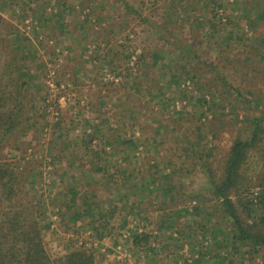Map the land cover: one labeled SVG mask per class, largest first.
<instances>
[{
  "label": "rangeland",
  "instance_id": "obj_1",
  "mask_svg": "<svg viewBox=\"0 0 264 264\" xmlns=\"http://www.w3.org/2000/svg\"><path fill=\"white\" fill-rule=\"evenodd\" d=\"M5 29L16 30L13 72L28 112L0 132V163L19 165L23 203L45 206L50 259L75 241L96 264H159L164 255L173 264H264V250L234 241L210 187L254 118L264 147V55L256 78L254 66L236 63H249L257 38L263 47L252 51L264 53V0H8ZM146 66L156 84L145 83ZM35 116L42 129L23 130ZM263 157L252 154L246 167L242 195L253 203ZM140 232L150 242L134 249Z\"/></svg>",
  "mask_w": 264,
  "mask_h": 264
},
{
  "label": "trees",
  "instance_id": "obj_2",
  "mask_svg": "<svg viewBox=\"0 0 264 264\" xmlns=\"http://www.w3.org/2000/svg\"><path fill=\"white\" fill-rule=\"evenodd\" d=\"M2 1L6 2L8 0H0V2ZM24 5L26 10L31 8L29 3ZM13 7L16 6L13 5ZM15 31L5 29L0 32V54L4 56H1L4 60L2 74L9 80L8 83L6 82L3 86H0V132L2 130H13L18 122L16 118L22 119L28 112L26 108L28 101L21 98L20 77L14 73ZM254 43L250 46L249 52L253 55L248 59L249 63L240 64V59L236 63L243 69L254 66L253 76L256 78L259 73H256L258 65L255 64V60L260 56L262 57L264 53L259 49L252 51L256 49V46L263 47L258 38ZM117 60L116 57L109 60L108 66H114L117 64ZM150 70L151 67L146 66L143 71L145 83L156 84L155 77L150 76ZM255 82L257 83V81ZM263 82L264 78L262 79ZM123 107L125 109L122 108V110L127 109L126 105ZM38 119L35 116L32 122H29V128L25 127L23 130L38 131L42 129L43 125ZM250 125L251 129L248 136L245 139L236 138L226 156L223 157L221 161L222 172L219 179L214 180L212 174H210V187L212 194L221 200L222 211L234 227V241L248 245L253 250H264V178L259 182L260 192L255 203L242 195L246 190L248 192L246 167L249 157L252 154L264 156V147L261 144L263 129L260 126L259 119H252ZM27 131L25 132L27 133ZM262 159L264 161V157ZM18 171L19 165L16 163H0V264H96L93 252L82 246H77L75 241L74 245L69 246V250L63 255L50 259L43 245L45 231L42 230V222L46 218V208L41 205L38 199L28 201L23 198L26 200L24 203L19 199V193L16 189L19 185L17 182ZM230 196L236 198L241 208L240 212L245 214L244 218L239 215L237 207L232 203ZM113 213L114 210L109 211L106 217L111 218ZM107 222V219L102 220L104 226L107 225ZM63 233H75V229L67 226ZM149 242L150 236L147 233H134L131 236V246L134 249L147 246Z\"/></svg>",
  "mask_w": 264,
  "mask_h": 264
},
{
  "label": "crops",
  "instance_id": "obj_3",
  "mask_svg": "<svg viewBox=\"0 0 264 264\" xmlns=\"http://www.w3.org/2000/svg\"><path fill=\"white\" fill-rule=\"evenodd\" d=\"M165 243L170 244V241H167L166 239H163V243H162V245L165 244ZM171 246H172V244H171ZM158 258H159V257H158ZM177 260H178V259H176V261H177ZM170 261L173 262L174 260H173V259H170V260H169V259L167 258L166 255L163 256V259H162L160 262H159L158 259H157V262H158L159 264H173L172 262L169 263ZM204 263H205V262H204ZM217 263L220 264L221 262L217 261V262H215V263H213V264H217ZM200 264H201V263H200Z\"/></svg>",
  "mask_w": 264,
  "mask_h": 264
},
{
  "label": "built area",
  "instance_id": "obj_4",
  "mask_svg": "<svg viewBox=\"0 0 264 264\" xmlns=\"http://www.w3.org/2000/svg\"><path fill=\"white\" fill-rule=\"evenodd\" d=\"M117 249H119V248H117Z\"/></svg>",
  "mask_w": 264,
  "mask_h": 264
}]
</instances>
